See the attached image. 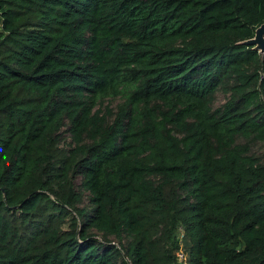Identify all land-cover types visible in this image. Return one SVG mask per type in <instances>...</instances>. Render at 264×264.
Instances as JSON below:
<instances>
[{
    "label": "trees",
    "instance_id": "trees-1",
    "mask_svg": "<svg viewBox=\"0 0 264 264\" xmlns=\"http://www.w3.org/2000/svg\"><path fill=\"white\" fill-rule=\"evenodd\" d=\"M262 23L264 0H0V264H184L179 227L186 264H264Z\"/></svg>",
    "mask_w": 264,
    "mask_h": 264
},
{
    "label": "rangeland",
    "instance_id": "rangeland-1",
    "mask_svg": "<svg viewBox=\"0 0 264 264\" xmlns=\"http://www.w3.org/2000/svg\"><path fill=\"white\" fill-rule=\"evenodd\" d=\"M230 95V91L228 90V83H224L223 85L219 86V88L214 93V96L211 101V107L212 109L220 108L222 107L225 102L228 100ZM124 103V98L121 96L116 97H108L104 98L102 100L97 101L94 104L93 110H99V114L106 115L107 121H111L119 107ZM61 139L59 140V145L65 148L68 147H74L76 142L72 139L71 134L68 132L67 127L64 126L61 129L60 132ZM239 142L243 141V139H238ZM89 142L86 138L84 139V143ZM250 153L254 154L256 157L260 159L261 162L264 163V143L262 142H254L250 145ZM79 178H76L75 180V189L77 190ZM88 205V195L86 192L82 193L81 201L79 203V207L87 206ZM97 236H100L98 233ZM182 236H183V230L179 227L178 230H176L174 233H172L171 238L169 239L168 246H171L173 242L179 245L178 249L175 252V257L177 262H186L187 260V251L183 246L182 242ZM112 240V243H115L117 245L116 239L113 237H110ZM118 264H120V259L118 260Z\"/></svg>",
    "mask_w": 264,
    "mask_h": 264
},
{
    "label": "water",
    "instance_id": "water-1",
    "mask_svg": "<svg viewBox=\"0 0 264 264\" xmlns=\"http://www.w3.org/2000/svg\"><path fill=\"white\" fill-rule=\"evenodd\" d=\"M243 44L252 46L259 53L264 54V23L255 29V34L252 38L243 41Z\"/></svg>",
    "mask_w": 264,
    "mask_h": 264
},
{
    "label": "built area",
    "instance_id": "built-area-1",
    "mask_svg": "<svg viewBox=\"0 0 264 264\" xmlns=\"http://www.w3.org/2000/svg\"><path fill=\"white\" fill-rule=\"evenodd\" d=\"M187 261V260H186ZM181 263H184V264H186V262H181Z\"/></svg>",
    "mask_w": 264,
    "mask_h": 264
}]
</instances>
